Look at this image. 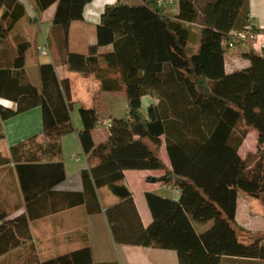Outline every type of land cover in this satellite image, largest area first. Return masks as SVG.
<instances>
[{"label": "trees", "instance_id": "trees-1", "mask_svg": "<svg viewBox=\"0 0 264 264\" xmlns=\"http://www.w3.org/2000/svg\"><path fill=\"white\" fill-rule=\"evenodd\" d=\"M32 1L38 16L58 4L51 34L59 29L55 47L68 70L96 75L103 92L126 98L128 112L111 118L98 107L79 109V139L88 164L84 190L54 192L66 179L62 138L76 131L71 84L59 79L53 64L39 67L40 86L28 83L31 44L18 42L14 62H0V99L16 104V110L0 106V122L41 108L43 132L13 146L0 166H16L26 205L51 201V213L83 206L93 216L103 212L99 191L108 189L118 199L105 211L117 245L175 251L179 264H224V258L264 264V237L244 242L234 227L239 193L264 206V78L257 79L264 73V57L250 48L241 55L249 67L226 70L230 31L250 25L249 0H179L177 12L157 0H118L106 6L88 54L70 51L69 32L93 0ZM1 8L0 41L26 17L18 0H0ZM254 31L264 36V30ZM240 45L247 46L237 43L236 48ZM107 47L112 49L101 52ZM145 96L158 101L146 114ZM106 119L112 126L97 144L94 132ZM239 120L258 135L259 158L252 164L228 142ZM163 148L172 170L164 163ZM129 171H164L158 181L181 192L179 201L146 194L153 217L148 227L125 184ZM8 218L0 214V258L33 240L30 218ZM200 226L209 228L200 232ZM20 258L22 264H120L96 263L90 247L43 261L33 249ZM15 260L19 264V256Z\"/></svg>", "mask_w": 264, "mask_h": 264}, {"label": "crops", "instance_id": "crops-1", "mask_svg": "<svg viewBox=\"0 0 264 264\" xmlns=\"http://www.w3.org/2000/svg\"><path fill=\"white\" fill-rule=\"evenodd\" d=\"M18 1L24 5L26 17L15 25L7 39L0 41V62L13 63L16 57L18 42L26 41L31 44L30 49L26 53L25 79L28 83L34 86H40L41 77L39 67L43 64H53L60 80L69 79L72 98L75 103L72 119L76 131L62 138V161L65 166L66 179L56 186L53 191L57 193L83 192L82 173L88 168V164L79 139L82 120L77 113V109L81 107H98L101 113H112L113 106H117L124 97L115 98L113 96L116 94L103 92L96 75L92 74L87 75L90 76L93 82L89 93L90 98L86 100L77 98L72 87L73 72H70L62 63L55 47V42L60 37L59 29H55V31L57 30L55 35L51 34L54 30L53 18L58 4H53L38 16L36 13V4L32 0ZM117 1L93 0L85 6L83 20L73 22L70 27L69 48L72 53L88 54L90 47L96 45L97 27L101 22V16L106 6L114 5ZM3 12L4 9L1 8L0 17ZM249 13L250 24L257 30L263 31L264 0H249ZM34 19H37L36 23H32ZM262 43H264V36L259 34L257 45L259 46ZM45 44L50 50V60L40 61L38 47ZM250 47V45H240L229 52L226 60L227 73H232L250 66L247 60L241 58V55L248 52ZM111 49L112 47H107L102 49L101 52L105 53ZM263 78L264 73H257L258 80ZM3 103L7 105H3ZM157 103V99L152 96L143 97V113L146 114L147 109ZM0 106L16 110V104L8 100L0 99ZM109 107H111L110 110H108ZM127 112L128 110L123 117ZM103 116L118 118L114 114H103ZM242 125V120H239L228 142L245 159L235 145L236 143H241V140H236L235 138L237 137L235 136L237 133H241ZM42 132L43 114L41 108H35L5 122H0V134L4 136L0 140V158H10V150L13 146L25 142L34 136H40ZM107 135L108 131L106 135H99L100 137L97 135V139L94 134V140L98 144L105 140ZM162 158L168 169L172 170L166 148L162 149ZM164 175V171H129L125 173V184L133 192L135 204L145 227H148L153 221L146 200L147 193L175 201L180 200V191L164 186L158 181ZM33 182H35L32 183L33 188H39L37 181L34 180ZM99 196L103 212L93 216L89 215L83 206L63 212L51 213V201L47 202L39 199L34 200L27 206L16 166L12 163L0 166V214L9 216L8 220L19 216L30 218L33 237L29 245L22 246L14 252L1 257L0 264H16V260L11 263L9 259L11 255L19 256V264H22L20 257L25 252L33 249L43 261L70 254L84 247L91 248L96 263L118 261L120 264H179L175 251L117 245L112 238L105 211L107 208L116 204L118 199L108 189L100 190ZM257 202L258 200L256 199L245 198L242 193L238 194V208L234 227L238 229L240 238L244 242H246L245 239H248L249 234L255 231V225L252 221V206H256L258 204ZM208 226H200L198 230L204 232L209 228ZM224 264L257 263H251V260L245 259L224 258Z\"/></svg>", "mask_w": 264, "mask_h": 264}, {"label": "rangeland", "instance_id": "rangeland-1", "mask_svg": "<svg viewBox=\"0 0 264 264\" xmlns=\"http://www.w3.org/2000/svg\"><path fill=\"white\" fill-rule=\"evenodd\" d=\"M171 10V9H170ZM251 48V47H250ZM92 79L90 76H85L83 73H78V72H73L72 73V87L75 91V94L77 98L86 100L89 99V93L90 89L92 87ZM112 94H116L113 93ZM113 97L115 98H120L122 95H114ZM2 104V103H1ZM7 105L6 103H3V105ZM128 103L126 98L124 97L121 102L117 106H113L112 113L107 112V113H101V114H114L116 117L121 118L125 114V112L128 110ZM111 107L108 108L110 110ZM79 109H77L78 115H80ZM76 115V113H75ZM245 130V131H244ZM241 133H237L235 137L236 140H241V143H236L237 149L240 151L242 156L245 158V160L249 163L252 164L254 161H257L259 158V151H258V135L252 131L247 129L244 124L242 125V129L240 130ZM244 132V133H243ZM95 137L98 139L97 135L102 136L107 134V129L100 127L95 133ZM99 136V137H100ZM235 140V142H237ZM245 198H248L249 196L245 195L242 193ZM244 198V197H243ZM251 198V197H249ZM255 199V198H253ZM257 200V199H256ZM258 204L255 206H252V213H253V219L252 221L254 222V228L255 231L251 232L249 234L248 239H245V241H250V238L252 237H264V206L260 200L257 202ZM253 233V235H252ZM15 255H11L9 259L11 260V263L15 262Z\"/></svg>", "mask_w": 264, "mask_h": 264}, {"label": "built area", "instance_id": "built-area-1", "mask_svg": "<svg viewBox=\"0 0 264 264\" xmlns=\"http://www.w3.org/2000/svg\"><path fill=\"white\" fill-rule=\"evenodd\" d=\"M157 3L160 7L169 10L171 9V11L173 12H177L179 8V0H157ZM254 28L255 27L250 24L243 29L230 31V41L226 43V46H228L229 49L232 50L236 48L237 43L247 44L264 57V43L259 46L257 45L259 35L255 33ZM38 53L40 61L50 60V50L46 44L38 47ZM100 124L108 130L112 126V120L106 119L101 121Z\"/></svg>", "mask_w": 264, "mask_h": 264}]
</instances>
